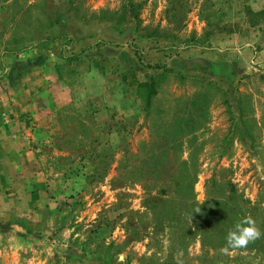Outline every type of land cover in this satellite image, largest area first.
I'll use <instances>...</instances> for the list:
<instances>
[{
	"label": "rangeland",
	"instance_id": "obj_1",
	"mask_svg": "<svg viewBox=\"0 0 264 264\" xmlns=\"http://www.w3.org/2000/svg\"><path fill=\"white\" fill-rule=\"evenodd\" d=\"M56 10L81 39L43 41ZM245 217L264 0H0V264H264V235L222 251Z\"/></svg>",
	"mask_w": 264,
	"mask_h": 264
},
{
	"label": "trees",
	"instance_id": "obj_2",
	"mask_svg": "<svg viewBox=\"0 0 264 264\" xmlns=\"http://www.w3.org/2000/svg\"><path fill=\"white\" fill-rule=\"evenodd\" d=\"M77 13H80L79 9L77 6H75L74 8ZM70 10V9H68ZM133 11V10H130V12ZM67 13V12H65ZM63 11H59V10H56L55 13L52 15H50V26L52 28H54V30L51 31V34H48L47 36H44L43 37V41H50V42H55L57 40H60V39H65L66 42L68 43H72L74 41H77L81 38H79L78 36H76L75 34H72L73 32H68L67 30V26H68V20H65V14ZM76 18H79L80 15L79 14H76L75 16ZM133 18V16H132ZM130 18L129 20L131 21V23L133 22V19ZM68 19V18H67ZM61 29V30H60ZM87 35H89L88 37L92 36V35H95V34H86L84 35L83 37H86ZM53 36V37H52ZM101 44L105 43V44H108V43H113L112 41H108V40H101L100 41ZM100 42H95V44L99 45ZM118 46V44H116ZM120 46V45H119ZM134 47L133 51L136 53L137 49L135 48L136 46H132ZM136 49V50H135ZM74 56H77V54H74ZM138 65L140 66H144L143 64H141L142 62L140 60L137 61ZM145 85V102H146V106H150L151 104V100H152V96L156 94V86H155V82L152 81V82H146L144 83ZM224 206L225 209L228 208V204L225 202V203H220ZM204 209V206H199V205H196V210H203ZM242 220V219H240ZM98 260H102L101 258H99Z\"/></svg>",
	"mask_w": 264,
	"mask_h": 264
},
{
	"label": "clouds",
	"instance_id": "obj_3",
	"mask_svg": "<svg viewBox=\"0 0 264 264\" xmlns=\"http://www.w3.org/2000/svg\"><path fill=\"white\" fill-rule=\"evenodd\" d=\"M262 235L264 233L256 226L254 219L245 217L229 231L226 237V245L222 248V251L228 254L230 250L245 248Z\"/></svg>",
	"mask_w": 264,
	"mask_h": 264
}]
</instances>
